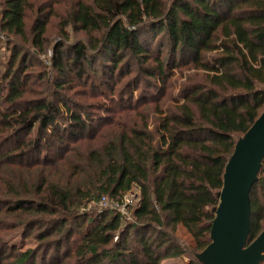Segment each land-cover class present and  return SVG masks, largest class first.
Listing matches in <instances>:
<instances>
[{
  "label": "trees",
  "instance_id": "1",
  "mask_svg": "<svg viewBox=\"0 0 264 264\" xmlns=\"http://www.w3.org/2000/svg\"><path fill=\"white\" fill-rule=\"evenodd\" d=\"M32 3L0 0L3 32L21 40L0 59V264H169L189 250L180 224L196 244L184 264H201L228 158L264 110V0L76 1L58 17L48 98L27 101L54 14ZM68 26L87 38L69 42ZM185 67L200 72L180 104L92 92L132 71L136 87L167 83ZM133 184V220L80 212ZM251 208L249 243L264 229V160ZM20 229L39 244L7 243Z\"/></svg>",
  "mask_w": 264,
  "mask_h": 264
},
{
  "label": "water",
  "instance_id": "2",
  "mask_svg": "<svg viewBox=\"0 0 264 264\" xmlns=\"http://www.w3.org/2000/svg\"><path fill=\"white\" fill-rule=\"evenodd\" d=\"M264 91V87H263ZM264 160V110L240 136L216 193L218 204L209 244L195 258L201 264H263L264 229L249 243L251 233V191L259 180Z\"/></svg>",
  "mask_w": 264,
  "mask_h": 264
},
{
  "label": "rangeland",
  "instance_id": "3",
  "mask_svg": "<svg viewBox=\"0 0 264 264\" xmlns=\"http://www.w3.org/2000/svg\"><path fill=\"white\" fill-rule=\"evenodd\" d=\"M34 6V11L37 7H39L42 3H45V8L49 12H54L53 16L50 17V21L48 24V35L47 38L49 40L47 48L44 52H35V57L37 58V67L35 68L36 75L33 82L29 84V90L26 94L25 100L27 101H37L39 99H45L48 98V91L52 89V80L50 79L53 77V70H52V62L51 57L53 53V47L56 43L63 40L62 36L59 34L60 32V22L62 19H59L60 16H65L66 13H68L73 5H75L76 1L79 0H31ZM90 2L91 0H83ZM33 11H29V16L27 18V26L28 30L31 29V25L33 23ZM0 13H1V7H0ZM66 30L69 33V42H77L80 39H86L87 35L81 31L76 32L72 29L71 26H68ZM21 40L17 36H11L8 37L3 30L0 33V59H7V57L10 55L12 50V43L16 44L19 43ZM101 61V60H99ZM44 71V72H43ZM135 71H132L129 73L128 76H124L122 80L119 79V76L116 75V79L112 81H108L109 83L105 82L107 86H103L105 91H99V90H92V92H96V95L98 98H101L103 100H110V99H116V101L119 99H129L133 96L136 99H148L150 103L154 102L156 99L161 100L165 107L168 106L170 103L175 104L176 100L178 101V104L183 102V98H180L179 93L181 87L186 83L190 78L195 76V73L200 72V70L194 69V68H182L180 70L179 68L174 69L171 71V74L169 76V80L167 83H155L154 86H149V83L142 82L139 87L135 86V82L132 80L133 75ZM43 73L46 74L45 78H40V75ZM105 80H110L109 77L104 75ZM101 82V80H100ZM155 85L159 86V88H155ZM80 86H75L69 94L73 95L74 93L82 92V90H78ZM83 88V86L81 87ZM162 90H165L167 92V95L164 96V93ZM78 91V92H74ZM163 93V94H162ZM90 95V94H89ZM91 98V97H90ZM87 98L88 101H94V102H100V100L93 98L90 99ZM168 98V99H167ZM180 98V99H179ZM165 99H167V102L165 103ZM1 105L2 102L0 103ZM4 107V105H3ZM152 107V106H151ZM142 108V107H141ZM152 116H154L153 112H150ZM157 116H162V114H157ZM1 186V185H0ZM111 203L116 201H121V197H114L111 198L109 195H106ZM99 200V199H98ZM98 200L91 201L89 203L84 202V204L80 207L81 213H87L90 215H97L101 214L108 210H113L112 208H108L104 211H100V208L98 206ZM135 206V205H134ZM133 207H131L130 211H132ZM134 219V216L132 215ZM127 222V221H125ZM23 229L17 230L12 235L8 236L6 238V242L9 243L12 246H17L19 249L25 251L29 248H34L39 244V241L35 238H23ZM175 233L178 235V237L181 239V241L188 247V252L182 256L180 259L174 260L169 259L167 262L169 264H184L189 261V257L191 252L193 251L195 247V240L193 236L188 232V230L183 226L179 225L177 226V229Z\"/></svg>",
  "mask_w": 264,
  "mask_h": 264
},
{
  "label": "built area",
  "instance_id": "4",
  "mask_svg": "<svg viewBox=\"0 0 264 264\" xmlns=\"http://www.w3.org/2000/svg\"><path fill=\"white\" fill-rule=\"evenodd\" d=\"M2 31V14L0 13V33ZM141 198V187L138 184H133L126 192L123 193L121 201L111 203L106 195H103L98 200V206L100 211H104L109 207L114 211H117L122 220L126 221L133 218V211H130L131 207H134ZM118 239V236H115Z\"/></svg>",
  "mask_w": 264,
  "mask_h": 264
}]
</instances>
